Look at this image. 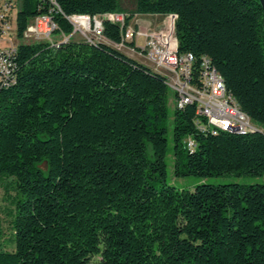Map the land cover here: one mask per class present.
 <instances>
[{
    "label": "trees",
    "instance_id": "trees-1",
    "mask_svg": "<svg viewBox=\"0 0 264 264\" xmlns=\"http://www.w3.org/2000/svg\"><path fill=\"white\" fill-rule=\"evenodd\" d=\"M56 1V35L73 33L72 15L125 14L101 27L117 44L135 14H176L179 52L207 56L258 126L204 134L187 105L172 115L170 147L164 74L106 41L19 44L18 75L0 86V179L18 192L15 246L0 264H264V184L167 180L170 155L177 177L264 175L260 1ZM49 6L20 0L18 36Z\"/></svg>",
    "mask_w": 264,
    "mask_h": 264
},
{
    "label": "built area",
    "instance_id": "built-area-1",
    "mask_svg": "<svg viewBox=\"0 0 264 264\" xmlns=\"http://www.w3.org/2000/svg\"><path fill=\"white\" fill-rule=\"evenodd\" d=\"M19 2L20 0H0V42L10 36L14 10ZM49 3L48 11L30 20L20 37L22 42L0 46V86L9 84L12 82V76L18 75L19 44L49 41L56 46L69 39L64 34L56 35L54 14L61 9L56 0H49ZM176 17V14H167L163 25L157 30L130 28V48L145 56L155 70H164L165 82L174 92L176 108L195 106L194 122L200 132L213 134L212 127H207V120L219 121L232 131L253 132V126L258 125L240 108L236 97L226 88L224 79L215 78V68L210 59L207 56L197 59L192 52H179V40L175 30ZM68 18L74 25L73 33L80 32L82 35L93 36L106 42L109 40L104 35H97V27H104L105 20L121 26L125 23V14L116 12L72 15ZM140 35L145 37L142 46L137 43ZM56 36L62 38L55 40ZM124 43L125 41L115 45L120 49ZM197 145L195 138L188 136L185 139L187 149L193 151Z\"/></svg>",
    "mask_w": 264,
    "mask_h": 264
},
{
    "label": "rangeland",
    "instance_id": "rangeland-1",
    "mask_svg": "<svg viewBox=\"0 0 264 264\" xmlns=\"http://www.w3.org/2000/svg\"><path fill=\"white\" fill-rule=\"evenodd\" d=\"M122 5L126 10H130L132 8V2L133 0H121ZM20 8V2L16 6L14 10V18L12 22V30L10 32V36L6 38L3 42H0V46H8L9 44H18L23 41L22 38H20L17 34V24H16V16ZM160 21L165 19L163 15H160L158 17ZM130 28H138V26L133 27L129 26L126 28V33L129 31L130 36ZM88 35H82L79 33H72L71 35H68L67 37L74 38L77 40L84 39ZM62 36H56L55 40H60ZM130 39V37H129ZM102 40V39H101ZM137 43L142 46L145 43V37L143 35H140L137 38ZM129 41L127 42L125 40V43L123 46H121V50L124 48H127L129 50L133 51L130 48ZM176 109V102L174 98V92L172 90L169 91V98H168V113L170 115L169 117V145L170 147L173 146L172 143V115ZM264 128V127H263ZM148 152L151 154V144H147ZM168 161V176L167 180L169 183L175 185L176 187H182V188H188L190 190H194L195 187L198 184L201 183H212V184H224V183H242V184H264V175L262 176H254V175H241L237 176L235 174H222L217 176H208V177H201V176H195V175H189V176H182L177 177L174 174V157L173 155H170L167 159ZM17 190L15 189L14 183L11 182V179H0V249L2 250H13L15 244L13 243V236L15 235V230L13 227V220L15 219L16 212H17V200H18V194ZM97 259V258H96Z\"/></svg>",
    "mask_w": 264,
    "mask_h": 264
},
{
    "label": "crops",
    "instance_id": "crops-1",
    "mask_svg": "<svg viewBox=\"0 0 264 264\" xmlns=\"http://www.w3.org/2000/svg\"><path fill=\"white\" fill-rule=\"evenodd\" d=\"M160 15H163V17L165 18L164 14H135L132 19H130L128 26H133V27H140L144 30H157L159 27H161L163 25V22L165 19H163L162 21H160L158 19V17ZM125 40L128 42L130 41L129 39V31L125 34ZM108 44H110L111 46L115 47L116 49L120 50L121 52H123L124 54L134 58L135 60H137L138 62L148 66L149 68H151L153 71H155V69L153 68V65L147 60V58L143 55H140L138 52H132L131 50L127 49V48H123L122 50L119 49L112 41L107 42ZM157 72H160L161 74H164V70H157Z\"/></svg>",
    "mask_w": 264,
    "mask_h": 264
},
{
    "label": "bare ground",
    "instance_id": "bare-ground-1",
    "mask_svg": "<svg viewBox=\"0 0 264 264\" xmlns=\"http://www.w3.org/2000/svg\"><path fill=\"white\" fill-rule=\"evenodd\" d=\"M97 35H103L101 27H97ZM86 39L100 41V39H95L93 36H86ZM215 78L221 79V77L216 72H215ZM208 126L213 127V132H216L218 130H224V131H228L232 133H243L241 131H232L231 129H228L227 127H225L224 124L219 123V121H216V120H207V127ZM255 128L256 126H253V130Z\"/></svg>",
    "mask_w": 264,
    "mask_h": 264
},
{
    "label": "water",
    "instance_id": "water-1",
    "mask_svg": "<svg viewBox=\"0 0 264 264\" xmlns=\"http://www.w3.org/2000/svg\"><path fill=\"white\" fill-rule=\"evenodd\" d=\"M259 1H260L261 5H262V7L264 9V0H259Z\"/></svg>",
    "mask_w": 264,
    "mask_h": 264
}]
</instances>
